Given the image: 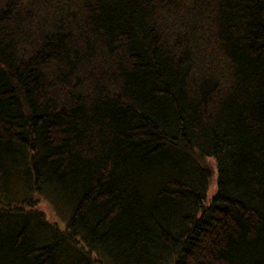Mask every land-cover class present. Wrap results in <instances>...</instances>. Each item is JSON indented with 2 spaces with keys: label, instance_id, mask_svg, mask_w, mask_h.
Wrapping results in <instances>:
<instances>
[{
  "label": "trees",
  "instance_id": "16d2710c",
  "mask_svg": "<svg viewBox=\"0 0 264 264\" xmlns=\"http://www.w3.org/2000/svg\"><path fill=\"white\" fill-rule=\"evenodd\" d=\"M0 264H264V0H0Z\"/></svg>",
  "mask_w": 264,
  "mask_h": 264
},
{
  "label": "rangeland",
  "instance_id": "374dc122",
  "mask_svg": "<svg viewBox=\"0 0 264 264\" xmlns=\"http://www.w3.org/2000/svg\"><path fill=\"white\" fill-rule=\"evenodd\" d=\"M210 163L212 164L214 168V174L211 177V182L209 186L208 191V201L211 200L212 196L215 193L216 186H217V167L216 162L214 158H209ZM35 197H37V208L43 210L46 214V219H48L52 223H57L60 227H64L66 222V219L69 216V213H67V209L63 207L54 208L51 204V199L47 198L46 196H42L40 194H35ZM43 235V233H40L37 235L38 238H40Z\"/></svg>",
  "mask_w": 264,
  "mask_h": 264
},
{
  "label": "bare ground",
  "instance_id": "6f19581e",
  "mask_svg": "<svg viewBox=\"0 0 264 264\" xmlns=\"http://www.w3.org/2000/svg\"><path fill=\"white\" fill-rule=\"evenodd\" d=\"M207 196H208V193H207Z\"/></svg>",
  "mask_w": 264,
  "mask_h": 264
}]
</instances>
